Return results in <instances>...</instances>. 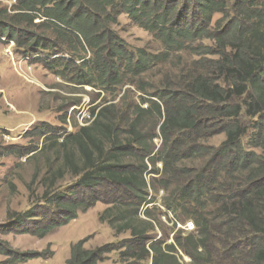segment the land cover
Listing matches in <instances>:
<instances>
[{
    "label": "trees",
    "instance_id": "1",
    "mask_svg": "<svg viewBox=\"0 0 264 264\" xmlns=\"http://www.w3.org/2000/svg\"><path fill=\"white\" fill-rule=\"evenodd\" d=\"M14 1L10 11L0 10V37L14 41L25 55L42 58L76 85L106 90L127 81L135 85L129 77L156 65L167 67L180 52L215 58L200 60L189 71L181 68V79L168 74L154 81L155 92L149 96L156 100L143 99L150 103L146 109L129 105L125 123L118 115L108 116L116 105L95 106L90 124L63 143L57 139L64 147L74 141L83 157L77 167L72 151L65 156L73 166L74 194L9 212L0 234L43 237L76 218L81 205L101 200L110 205L102 219L116 222L117 230L129 231L130 237L94 249L80 240L71 246L68 264H98L112 249H123L126 261L133 260L129 264L149 256L152 264H184L176 256L179 250L190 257L187 264H264V0ZM122 14L163 49L131 48L114 28ZM153 110L159 134L146 135L140 122ZM120 122L130 128L125 137ZM32 130L48 140L54 137L46 124L34 125L28 136ZM218 133L225 139L208 145V138ZM157 137L163 145L155 152ZM129 157L137 162H126ZM147 173L153 174L150 181ZM56 175L46 182L55 183ZM149 186L167 191L164 205L179 215L174 228L191 220L195 229L185 233L179 228L170 244L155 240L152 221L139 217L143 206L155 202L148 198ZM85 192L89 197L80 198ZM151 210L147 206L143 213L150 218ZM0 254L7 257L5 264H18L47 259L52 252L21 251L0 239Z\"/></svg>",
    "mask_w": 264,
    "mask_h": 264
},
{
    "label": "rangeland",
    "instance_id": "2",
    "mask_svg": "<svg viewBox=\"0 0 264 264\" xmlns=\"http://www.w3.org/2000/svg\"><path fill=\"white\" fill-rule=\"evenodd\" d=\"M14 2V0H0V10L10 11ZM114 28L131 48L143 47L152 52L163 49L159 41L135 24L126 14L119 17ZM211 42L205 40L204 44ZM205 58L211 59L215 56L176 53L167 67L161 68L156 65L141 76L129 77L135 81V85L127 81L112 87L111 90L96 89L66 81L63 75H58L49 69L42 58L25 55L14 41L0 37V224L8 221L9 212L21 213L34 206H47L48 199L56 195L74 194L73 191L70 192L75 182L71 175L73 166L66 163L65 156L67 152L72 151V160L77 167L83 165V157L76 151L77 144L74 141L71 143L69 141L67 147L59 143H63L70 134L74 135L78 132L80 127L90 124V112L95 106L116 105L109 110L108 116L112 118L118 115L125 123V120L126 122L130 120L129 111L126 110L129 105L133 107L140 105L142 109H146L150 103L144 102L143 99L156 100L155 97L149 96L155 92V82L161 81L163 76L168 74L173 75L175 79H181L184 72L182 70L187 68L186 71H189L198 61ZM72 75L73 71L68 77ZM140 123L146 135H151L152 132L159 134V122L154 110L144 113ZM37 124L51 127L54 137L49 140L44 136L39 137L37 134L34 135L35 130H32V135L28 136L27 132L30 133ZM121 125L124 126L121 134L125 137L130 128ZM224 139V134H213L206 143L218 146ZM246 141L245 139L244 143ZM153 144L156 146V152L158 148H162L163 141L157 137L154 138ZM147 160L150 170L152 163ZM125 161L137 162L133 157ZM64 165L65 171L58 174V169ZM157 167H162L161 162H158ZM55 173L57 174L55 183L46 182ZM152 176L153 174L147 173L146 179L150 181ZM148 191V198H155V202L143 206L139 217L145 221H152L150 234L155 235V240L165 239L167 244H170L179 228L184 229L185 233L195 229L185 227L188 222H192L191 220H187L186 223L180 221L174 228L179 215L164 205L167 191L158 186L155 188L149 186ZM46 192L48 194H45ZM87 197L89 195L86 192L82 196L80 194V198ZM68 198L73 200L72 197ZM91 202L93 201L79 207L76 218L54 227L43 237L31 232L15 231L10 234H0V239L8 241L13 248L21 251L52 252L51 257L47 259L34 258L18 264H68L71 246L80 240L85 241L86 249H94L104 244L124 243L130 237V232H119L116 222L110 224L109 220L102 219L101 214L110 205L101 200L93 205H90ZM147 206L153 209L150 218L143 213ZM113 213H117V209ZM122 250L112 249L98 264L131 263L132 259L126 261L125 256H122ZM176 256L184 264L190 262V257L182 250H179ZM6 260L7 257L0 254V264H5ZM137 262L136 264H152V259L149 256ZM241 264L246 263L241 262Z\"/></svg>",
    "mask_w": 264,
    "mask_h": 264
},
{
    "label": "built area",
    "instance_id": "3",
    "mask_svg": "<svg viewBox=\"0 0 264 264\" xmlns=\"http://www.w3.org/2000/svg\"><path fill=\"white\" fill-rule=\"evenodd\" d=\"M185 227H187L188 229L193 230L194 229V224H193V222H188Z\"/></svg>",
    "mask_w": 264,
    "mask_h": 264
}]
</instances>
